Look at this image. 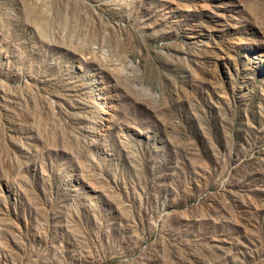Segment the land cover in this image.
<instances>
[{"label": "rangeland", "instance_id": "obj_1", "mask_svg": "<svg viewBox=\"0 0 264 264\" xmlns=\"http://www.w3.org/2000/svg\"><path fill=\"white\" fill-rule=\"evenodd\" d=\"M0 264H264V0H0Z\"/></svg>", "mask_w": 264, "mask_h": 264}]
</instances>
